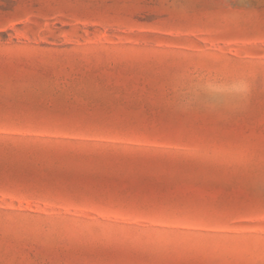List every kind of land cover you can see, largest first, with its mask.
I'll use <instances>...</instances> for the list:
<instances>
[{"label": "rangeland", "instance_id": "obj_1", "mask_svg": "<svg viewBox=\"0 0 264 264\" xmlns=\"http://www.w3.org/2000/svg\"><path fill=\"white\" fill-rule=\"evenodd\" d=\"M262 153L264 0H0V264H264Z\"/></svg>", "mask_w": 264, "mask_h": 264}, {"label": "snow or ice", "instance_id": "obj_2", "mask_svg": "<svg viewBox=\"0 0 264 264\" xmlns=\"http://www.w3.org/2000/svg\"><path fill=\"white\" fill-rule=\"evenodd\" d=\"M193 107H200L198 102H193ZM264 157V153L261 154ZM244 201V207L240 208V211L245 214H251L253 212H264V162L261 163L258 178L255 181L254 187L249 190V194L242 198ZM264 232V228L261 229Z\"/></svg>", "mask_w": 264, "mask_h": 264}]
</instances>
